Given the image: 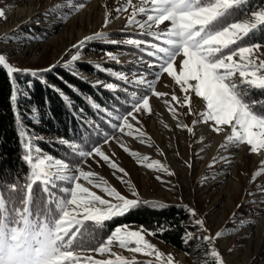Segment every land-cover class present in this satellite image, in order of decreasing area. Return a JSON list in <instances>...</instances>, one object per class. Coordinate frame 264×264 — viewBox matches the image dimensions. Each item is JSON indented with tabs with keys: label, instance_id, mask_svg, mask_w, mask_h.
I'll use <instances>...</instances> for the list:
<instances>
[{
	"label": "rangeland",
	"instance_id": "374dc122",
	"mask_svg": "<svg viewBox=\"0 0 264 264\" xmlns=\"http://www.w3.org/2000/svg\"><path fill=\"white\" fill-rule=\"evenodd\" d=\"M132 3L136 7L141 6L140 0H132ZM126 4L127 0H0V11L4 12V16L0 17V52L5 54L9 67L16 70L39 73L55 64V68L72 71L90 83L105 87L108 82L81 71L77 63L95 64L106 73L115 72L133 83L140 79L155 80L159 62L154 57L149 60L127 50L95 52L90 48L91 43L111 45L103 39L87 42L83 49H79L80 58L71 61L70 54L74 55L78 51L72 46L96 33L106 34L108 40L120 41L117 43L119 45H127L123 41L135 38H119L118 33L148 35L138 25L128 26V17L133 11L131 6L126 12L116 11ZM143 6L151 7L150 4ZM256 11H264V4L252 10L240 23L248 20L252 22V15ZM106 15L110 21L107 26L104 24ZM136 19L143 23L147 17L138 14ZM170 27L171 22L165 21L158 28L154 26L151 31L166 32ZM150 43L160 45V41L154 39L142 43L140 49H144V52L154 51L146 49ZM88 48L91 51L86 52L85 49ZM108 52L117 59H109L106 55ZM260 58L264 59L263 45ZM182 60V55L176 57L174 68L177 73L180 71ZM65 63H68V67H65ZM120 65H137L150 69L152 73L133 71L130 75L125 69L114 68ZM109 69L112 71H107ZM37 79L52 85L41 77ZM233 80L240 84L238 74ZM112 89L127 91L114 85ZM155 90L167 95L158 99L151 95L150 90L147 95L151 112L134 113L139 123L129 117L133 128H139L145 133L143 139L146 142L141 143L135 135H125L117 127L112 135L106 136L107 143L99 146L127 175L115 172L98 156L84 158L76 168L68 165L71 171L66 173L56 164V157L37 149V153H32L29 149L32 144L28 142V156H33L31 167L44 160L42 167L48 173L47 183L53 180L68 183V187L63 189L65 197L58 201L59 210L60 206L71 198L70 190L73 186L63 177L66 174L78 175L77 168L94 173L95 181L110 183L111 188L127 199L137 198L132 194L134 190L141 202L155 201L183 207L189 215L187 224L191 226L184 239L185 250H175L153 235H148L147 231L142 233L145 239L163 254L164 264L169 256L172 258V264H217L216 257L211 254L213 251L218 253L221 264H264V150L252 153L246 144L227 142L226 137L231 135L229 126H223V131L216 133L211 130V122H200L206 105L194 93L190 94L192 103L188 107L181 108L172 102L177 112L176 118H173L164 100L171 102L173 94L182 100L184 93L166 73L160 74L155 83ZM133 94L130 93L134 104L137 97L144 96ZM189 107L192 109L191 114ZM31 109L33 119L38 121L39 112L34 106ZM193 121L198 122L194 124ZM178 124L186 127H178ZM188 127L193 129L192 133L187 131ZM122 145L128 148L127 152ZM130 153H136L138 157H148L145 164L157 161L163 167L160 170L149 169L138 163ZM165 168L167 171H164ZM169 172L172 175H169ZM41 181L45 183L43 177ZM77 182L101 199L116 203L100 188L82 178ZM78 211L80 210L77 207L66 204L63 211L60 210L59 221L52 228L42 226L36 230H28L27 226H20L9 229L2 224L0 264H55L57 258L68 252L67 244L72 237L64 242L65 235L67 236L75 225H80L87 219L83 215H77ZM196 220L203 221V227L196 224ZM122 226H127L131 231L141 229L135 225ZM218 233L220 235H217ZM132 247L135 245H129V248ZM73 254L80 256V264H84V258L88 256L93 260L115 262L117 255L127 262L138 260L142 261V264H161L156 261L154 255L134 253L120 248L116 243L111 246L110 252L103 255L95 251ZM63 264H75V261H64Z\"/></svg>",
	"mask_w": 264,
	"mask_h": 264
},
{
	"label": "snow or ice",
	"instance_id": "6c2138e0",
	"mask_svg": "<svg viewBox=\"0 0 264 264\" xmlns=\"http://www.w3.org/2000/svg\"><path fill=\"white\" fill-rule=\"evenodd\" d=\"M243 3H245V0H140L141 6L136 7L133 5L132 0H127V4L117 8L116 11L118 13L126 12L131 6L133 11L128 17V26L138 25L142 31L147 32L148 35L160 41L159 46L157 43L147 44L148 48L154 50L147 51V56L154 57L159 62V71L155 73L156 79L152 81L140 79L136 83L145 84L151 90V95L159 99L166 96L167 93L157 92L155 83L159 80L161 73H166L180 86L181 91L184 93L182 100L175 94L171 96V102L164 100L173 118H176L177 112L172 102H175L181 108L188 107L192 103L190 94L194 93L206 105V111L201 113L202 121L200 122H211V130L216 133L223 131V126L231 127V135L226 137L227 142L246 144L250 147L252 153H258L264 150V114H257L253 111L250 103L244 99L241 86L247 85L254 89L264 90V59L260 58L261 45L257 43L250 46H237L236 48L231 46L237 45L238 41L248 36L253 30L258 29V26L264 25V11L254 12L252 22L226 23L222 19L230 16L231 10ZM145 4H150L151 7L146 8L143 6ZM138 14L146 15L147 19L141 23L136 19ZM3 16L4 12L0 11V17ZM165 21L171 22V27L166 32L151 31L154 26L158 28ZM109 23L110 21L106 15L104 24L107 26ZM97 39H103L110 44L120 43V41L108 40L107 35L104 33H96L72 46L78 51L74 55L70 54L71 61H77L80 58L79 49H83L87 42ZM123 43L140 48V45L145 42L139 39H126ZM226 49L228 50L227 52H225ZM140 50L144 51L142 48ZM106 55L111 60L117 59L110 52L106 53ZM180 55L183 56V60L180 63V71L177 73L174 63L176 57ZM236 57L238 59H235ZM68 63H65V67H68ZM0 66L6 69L9 76L14 71H17L6 63V57L3 52H0ZM55 67V64L51 65L45 71H51ZM24 71L27 73L29 70ZM107 71L111 72L112 70L109 69ZM237 74L240 81L239 85L233 80V77ZM31 75L39 78L37 71H31ZM112 75L119 79H124L123 76H119L115 72H112ZM193 81L195 83H191ZM28 83L31 86V81ZM106 87L112 89L113 84L108 83ZM56 90L59 91L58 89ZM15 98L16 94L14 92L11 99L15 100ZM136 101L132 111H129L123 117H117V119L121 120L118 130L128 136L135 135V138L140 139L141 143H144L146 142L143 139L145 133L139 128L134 129L133 125L129 123V117L139 123L134 113L141 111L150 113L151 107L148 95H144L142 98L137 97ZM191 113L192 109L189 107V114ZM197 122L193 121L194 124ZM177 126L186 127L182 124ZM114 127L117 126L114 125ZM187 131L192 133L193 129L188 127ZM105 143H107V138ZM72 147L75 148L74 145ZM122 147H124V151H128L126 146L122 145ZM130 155L136 158L138 163L149 169L160 170L163 167L157 161L145 164L148 157H138L136 153H130ZM79 156L85 159L98 156L115 172L127 175L123 169L119 168L117 164L105 155L99 146L94 147L90 151H79ZM26 160L30 163L32 157L28 156ZM56 164L66 173L71 171L67 163L56 161ZM43 165L44 160L32 165L30 184L40 181L42 177L47 183L48 173L45 172ZM76 171L78 175L66 174L63 177L73 184L70 190L71 198L66 200V204L77 207L80 211L76 214L86 217V221H92L98 226H103L105 221L126 215L141 203L138 193L134 190L132 194L137 198L127 199L108 186L106 181L101 180L97 183L93 179L94 173L86 172L79 168ZM164 171H167V169L165 168ZM168 174L172 175L171 172ZM32 178H35V180L33 181ZM81 178L94 187L100 188L101 191L113 198L116 203L101 199L100 196L89 191L87 187L82 186L77 182ZM121 182L126 183L123 180ZM66 204L60 206L61 211H63ZM153 206L159 207V205ZM192 214L195 215L194 212ZM195 223L203 227V221L196 220ZM144 231L143 228L139 231H131L127 226H117L110 236L94 251L103 255L110 252L111 246L116 243L120 248L128 249L134 253L146 256L154 255L156 261L164 264L163 254L145 239L142 234ZM148 235H154V233L149 232ZM217 235L220 234L218 233ZM131 244H134L135 247L129 248ZM211 254L216 257L217 264H221L218 253L213 251ZM72 260L75 261V264H80V256H74L72 251H68L57 258L55 264H63L64 261ZM116 262L128 264L123 257L118 255L115 258V262L112 260H93L91 256L84 258V264H116ZM166 264H172L170 256L167 258Z\"/></svg>",
	"mask_w": 264,
	"mask_h": 264
},
{
	"label": "trees",
	"instance_id": "16d2710c",
	"mask_svg": "<svg viewBox=\"0 0 264 264\" xmlns=\"http://www.w3.org/2000/svg\"><path fill=\"white\" fill-rule=\"evenodd\" d=\"M263 4L264 0H245L231 10L230 16L222 19L226 23L239 22ZM117 36L134 37L144 42L154 40L150 35L131 32L118 33ZM257 43L264 46V25L258 26L231 47ZM89 46L95 52L122 49L149 60L152 58L135 46L102 43H91ZM85 51L91 50L88 48ZM77 67L127 91L90 83L76 73L61 68L38 73L39 77L52 83L48 85L28 72L17 70L9 76L6 69L0 66V224L5 221L8 226H21L26 220L27 225L35 230L42 226L52 227L59 218L58 201L65 197L63 189L68 187V183L54 180L47 184L42 181L30 184L32 168L26 160L29 149L32 153H37V149L51 154L58 161L76 168L84 159L79 156V151H90L102 145L105 135H112L119 126L120 119L117 117L132 111L134 102L130 93L147 95L150 92L146 85L119 79L95 64L78 62ZM114 68L125 69L130 75L133 71L152 73L150 69L137 65ZM241 87L244 99L253 111L264 114V90L247 85ZM14 92L15 100L11 99ZM32 106L39 112L38 121L33 119ZM28 142L32 144L29 149ZM188 218V213L180 205L141 202L128 214L105 221L103 226L85 221L81 226L73 227L69 237H65L68 240L75 233L67 250L92 252L117 226L135 225L154 233L153 237L167 246L183 251L185 236L191 230ZM128 264H142V261Z\"/></svg>",
	"mask_w": 264,
	"mask_h": 264
},
{
	"label": "bare ground",
	"instance_id": "6f19581e",
	"mask_svg": "<svg viewBox=\"0 0 264 264\" xmlns=\"http://www.w3.org/2000/svg\"><path fill=\"white\" fill-rule=\"evenodd\" d=\"M246 22H251L250 20H248V21H246ZM122 138H125V137H123L122 136ZM124 140H126V139H124ZM97 182V181H96ZM98 183V182H97ZM108 186H110L111 187V184L109 183V184H107Z\"/></svg>",
	"mask_w": 264,
	"mask_h": 264
}]
</instances>
